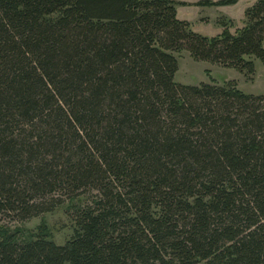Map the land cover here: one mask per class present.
<instances>
[{"label": "trees", "instance_id": "trees-1", "mask_svg": "<svg viewBox=\"0 0 264 264\" xmlns=\"http://www.w3.org/2000/svg\"><path fill=\"white\" fill-rule=\"evenodd\" d=\"M239 0H199L211 7ZM175 0H0V217L67 200L72 235L0 231V264H264V0L205 36Z\"/></svg>", "mask_w": 264, "mask_h": 264}, {"label": "rangeland", "instance_id": "rangeland-1", "mask_svg": "<svg viewBox=\"0 0 264 264\" xmlns=\"http://www.w3.org/2000/svg\"><path fill=\"white\" fill-rule=\"evenodd\" d=\"M179 3L180 16L187 19L191 28L202 35L213 36L221 32L219 21L231 20L230 31L234 32L244 22V11L256 0H239L236 4L226 6H211L198 8L199 0H175ZM217 1V0H211ZM185 20V19H184ZM178 58V70L175 81L183 84L196 85L200 82L215 81L221 84L227 80H235L240 90L249 94L264 93V64L255 61V75L249 79L234 68L222 67L206 61H195L187 52L176 55ZM83 197L67 200L53 211L25 221H14L7 217H0V231L19 230L24 236L34 233L40 225H44L48 234L57 244H63L72 235V223L68 216V209L73 204H80Z\"/></svg>", "mask_w": 264, "mask_h": 264}, {"label": "crops", "instance_id": "crops-1", "mask_svg": "<svg viewBox=\"0 0 264 264\" xmlns=\"http://www.w3.org/2000/svg\"><path fill=\"white\" fill-rule=\"evenodd\" d=\"M179 7H180L179 5L176 6L177 17L180 18V19H185V20H187L186 18L180 16V13H179V10H178ZM198 8H206V7H204V6H198ZM176 73H177V72H176ZM175 76H176V74H175Z\"/></svg>", "mask_w": 264, "mask_h": 264}]
</instances>
